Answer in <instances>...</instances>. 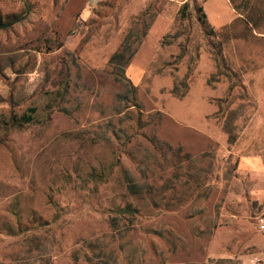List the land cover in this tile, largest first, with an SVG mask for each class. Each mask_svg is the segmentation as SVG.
Returning <instances> with one entry per match:
<instances>
[{"label": "rangeland", "instance_id": "1", "mask_svg": "<svg viewBox=\"0 0 264 264\" xmlns=\"http://www.w3.org/2000/svg\"><path fill=\"white\" fill-rule=\"evenodd\" d=\"M252 157L264 0H0V264H250Z\"/></svg>", "mask_w": 264, "mask_h": 264}, {"label": "built area", "instance_id": "2", "mask_svg": "<svg viewBox=\"0 0 264 264\" xmlns=\"http://www.w3.org/2000/svg\"><path fill=\"white\" fill-rule=\"evenodd\" d=\"M256 228L264 238V212L256 216ZM250 264H264V249L252 256Z\"/></svg>", "mask_w": 264, "mask_h": 264}, {"label": "crops", "instance_id": "3", "mask_svg": "<svg viewBox=\"0 0 264 264\" xmlns=\"http://www.w3.org/2000/svg\"><path fill=\"white\" fill-rule=\"evenodd\" d=\"M242 165L244 167L248 168V170L253 172V173L264 174V158L252 157V158L244 159L242 162ZM260 236L263 238V236L261 234H260ZM263 240H264V238H263Z\"/></svg>", "mask_w": 264, "mask_h": 264}, {"label": "trees", "instance_id": "4", "mask_svg": "<svg viewBox=\"0 0 264 264\" xmlns=\"http://www.w3.org/2000/svg\"><path fill=\"white\" fill-rule=\"evenodd\" d=\"M13 120H15L16 123H18L19 125H22V123H29V122H31L32 121V118L30 116L23 115V116L19 117L18 119L17 118H13Z\"/></svg>", "mask_w": 264, "mask_h": 264}]
</instances>
